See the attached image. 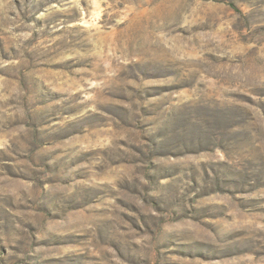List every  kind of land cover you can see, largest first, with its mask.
<instances>
[{
	"label": "rangeland",
	"instance_id": "1",
	"mask_svg": "<svg viewBox=\"0 0 264 264\" xmlns=\"http://www.w3.org/2000/svg\"><path fill=\"white\" fill-rule=\"evenodd\" d=\"M0 264H264V0H0Z\"/></svg>",
	"mask_w": 264,
	"mask_h": 264
}]
</instances>
